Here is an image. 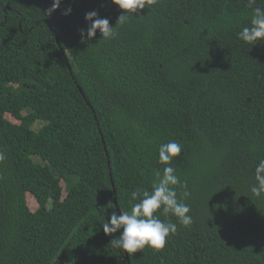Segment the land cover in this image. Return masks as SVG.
<instances>
[{"label": "trees", "instance_id": "1", "mask_svg": "<svg viewBox=\"0 0 264 264\" xmlns=\"http://www.w3.org/2000/svg\"><path fill=\"white\" fill-rule=\"evenodd\" d=\"M52 3L0 0V264H264V194L250 190L264 159V41L237 36L264 0H156L89 45L85 14L114 27L122 10L62 0L47 15ZM172 140L193 222L158 210L176 233L128 261L111 243L122 229L101 226L152 190Z\"/></svg>", "mask_w": 264, "mask_h": 264}, {"label": "clouds", "instance_id": "2", "mask_svg": "<svg viewBox=\"0 0 264 264\" xmlns=\"http://www.w3.org/2000/svg\"><path fill=\"white\" fill-rule=\"evenodd\" d=\"M122 14L118 17L116 25L110 26L107 18H101L97 11L93 10L85 14V21L88 26L80 30V42L89 45L90 41L96 37L97 31L101 34V39H114L116 26L127 22L129 16L138 15L146 8V4L155 3L156 0H111ZM62 0H53L52 6L46 10L47 15L55 12ZM71 7L67 8L63 15L71 13ZM238 38L248 44L256 45L264 41V9L255 8L250 20V26H245L237 33ZM182 153V145L175 140L161 144L158 151L159 163L163 165V172L156 171L158 182L153 184L152 190H136L131 193L135 203L130 212L116 214L113 210L109 221H105L101 226L106 235L117 233L122 229L118 238L111 241L114 245L122 249L129 256L142 251L145 247L156 251L163 250L170 235L177 231V225L161 220L157 211L162 209L163 214L171 213L178 218L179 223L184 226L192 224L191 209L188 204L177 198V191L174 186L180 185L186 189V184H181L180 178L176 174V169L172 167L174 158H178ZM7 159L3 151H0V163ZM255 181L251 186V192L256 196L264 194V159H261L255 167ZM186 198L189 193L185 191Z\"/></svg>", "mask_w": 264, "mask_h": 264}, {"label": "rangeland", "instance_id": "3", "mask_svg": "<svg viewBox=\"0 0 264 264\" xmlns=\"http://www.w3.org/2000/svg\"><path fill=\"white\" fill-rule=\"evenodd\" d=\"M35 126H36V125H35ZM61 184H62L63 189L65 190V183H64L63 181H61ZM27 194H29V193H27ZM29 195H30V194H29ZM30 196H31V195H30ZM27 199H28V204H29V206L31 207V209H35L36 206H37L35 200H34L33 198H31V197H28Z\"/></svg>", "mask_w": 264, "mask_h": 264}, {"label": "water", "instance_id": "4", "mask_svg": "<svg viewBox=\"0 0 264 264\" xmlns=\"http://www.w3.org/2000/svg\"><path fill=\"white\" fill-rule=\"evenodd\" d=\"M114 200L116 201V198H114ZM117 215H120V211L118 210V208H117ZM125 254H126V258H127V260L129 261V257H128V254L125 252Z\"/></svg>", "mask_w": 264, "mask_h": 264}]
</instances>
